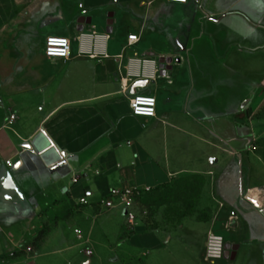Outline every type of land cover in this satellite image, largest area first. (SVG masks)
Masks as SVG:
<instances>
[{"label":"crops","instance_id":"crops-1","mask_svg":"<svg viewBox=\"0 0 264 264\" xmlns=\"http://www.w3.org/2000/svg\"><path fill=\"white\" fill-rule=\"evenodd\" d=\"M0 36L23 47L0 52V264H172L176 229L100 202L189 177L204 180L205 243L214 231L237 248L213 264H264V0H0ZM49 36L71 40L69 59L45 55ZM137 94L157 99L155 118L131 114Z\"/></svg>","mask_w":264,"mask_h":264},{"label":"rangeland","instance_id":"rangeland-1","mask_svg":"<svg viewBox=\"0 0 264 264\" xmlns=\"http://www.w3.org/2000/svg\"><path fill=\"white\" fill-rule=\"evenodd\" d=\"M33 34L35 44L29 48L33 51H41L39 35L37 32ZM13 48L22 49L23 47L0 45V52L5 53L8 49ZM255 128L258 130L257 134L264 130V119L256 122ZM252 151L264 162V140L253 143ZM202 182L201 177L182 178L169 187L146 191L135 200L134 212L137 220L144 222L149 229H161L170 233L173 229L178 231V242L180 245H184V247L181 246L185 253L175 248L174 257L170 258L172 264H198L203 261L202 254L206 234L200 227L199 220L208 218L211 213L208 208L201 204ZM188 216L191 217L186 219ZM181 225L183 226L180 228ZM131 230V227L127 228V231ZM129 234L131 232L127 233V235ZM186 235L189 236L190 242L188 249L185 246ZM110 240L115 243L114 236Z\"/></svg>","mask_w":264,"mask_h":264},{"label":"built area","instance_id":"built-area-1","mask_svg":"<svg viewBox=\"0 0 264 264\" xmlns=\"http://www.w3.org/2000/svg\"><path fill=\"white\" fill-rule=\"evenodd\" d=\"M168 3H176V4H186L189 0H165ZM95 38H98V35H94ZM110 36L107 35L106 39H109ZM140 37L138 35H130L128 37V46H132L137 44L140 41ZM72 50V42L69 38L63 36H49L46 39L44 53L47 57L59 58L63 60H67L70 58ZM94 56H103L108 57L106 54L105 47H95L93 51ZM130 64L135 62H142L144 64L151 63L154 67V71L151 74L144 73L142 77H146L151 80H155L158 77H161L162 70L159 68V64L155 60L149 59H130ZM132 76L131 73H129ZM139 77V76H138ZM168 83L172 84V80L170 77L167 78ZM128 91V83L127 80H122V92L126 93ZM129 106L131 110V114L135 117L142 118H155L157 115V99L153 96H145V95H134L129 100ZM16 116L11 115L8 122L11 124L15 120ZM7 166H12V163L8 161ZM76 182V179L74 180ZM141 191L136 189H111L108 194L104 197V199L100 202V206L104 211H111L117 208H121L125 217L129 224L134 225L137 217L134 212L135 200L141 196ZM149 191V190H145ZM81 204H87L85 199L80 200ZM222 207L223 204H220ZM78 233V231H77ZM226 241L225 238L214 231H210L207 235L205 250L203 254V260L206 263H216L223 260L226 256ZM26 253L31 255L32 248L28 247L26 249ZM90 254V252H88Z\"/></svg>","mask_w":264,"mask_h":264},{"label":"water","instance_id":"water-1","mask_svg":"<svg viewBox=\"0 0 264 264\" xmlns=\"http://www.w3.org/2000/svg\"><path fill=\"white\" fill-rule=\"evenodd\" d=\"M81 24H84V21H81L80 22ZM163 63V62H162ZM212 162H216L215 160L212 161ZM6 185H9L11 186L21 197H22V194L19 190V188L17 187L15 181L13 180L12 176L10 173H8L6 175V178H5V182H4ZM236 251H237V248L236 247H233L231 245H226V257L230 258L231 260H234L235 257H236Z\"/></svg>","mask_w":264,"mask_h":264},{"label":"trees","instance_id":"trees-1","mask_svg":"<svg viewBox=\"0 0 264 264\" xmlns=\"http://www.w3.org/2000/svg\"><path fill=\"white\" fill-rule=\"evenodd\" d=\"M194 178H200V177H194ZM202 183H203V185H204V180L202 179ZM202 188H203V186H202ZM144 192H146V191H141V194H143Z\"/></svg>","mask_w":264,"mask_h":264}]
</instances>
